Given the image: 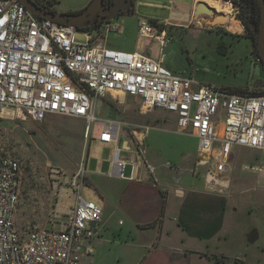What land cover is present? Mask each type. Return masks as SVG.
Returning a JSON list of instances; mask_svg holds the SVG:
<instances>
[{
	"label": "rangeland",
	"instance_id": "1",
	"mask_svg": "<svg viewBox=\"0 0 264 264\" xmlns=\"http://www.w3.org/2000/svg\"><path fill=\"white\" fill-rule=\"evenodd\" d=\"M51 1L57 2L55 7L59 14L78 11L92 2ZM127 1L135 2L137 14L127 12L117 17L116 21L124 28L123 34L99 37L106 46L128 51L126 47L138 43L152 59L158 60L162 55L161 44L139 33L141 24L146 21L153 35L159 34L165 27L169 40L165 48L166 67L175 73L193 76L202 84L231 93H258L264 88V66L257 62V41L247 35L237 17L239 9L232 2L220 0L222 4L230 3L233 7L227 18L223 12H216L206 25L198 26L180 19L177 4L172 5L169 0H114L113 7L107 12L109 17ZM220 15L228 25L215 22ZM158 20L184 22L188 27L167 29L164 24H158ZM233 21L239 24L240 29L235 30L230 26ZM87 30L77 31L78 41H85ZM112 102L110 94L106 99L96 101V117L106 123H122L118 142L121 156L129 159V162L142 157L143 161H139L143 162L142 174L154 180L155 175L149 166L154 167L161 184L149 189L133 184L120 187L114 183L108 191L110 194H105L103 184L111 178L116 144L86 140L84 120L64 116L48 117L42 123L3 120L0 122V147L18 159L22 167L23 184L16 218L21 232L36 228L59 229L60 225L53 222L57 212L61 221L67 222L75 206V196L71 193L74 189L70 183L80 174L84 175L81 195L85 200L97 204L104 215L99 231L105 224L108 227L105 237L96 236L92 240V246L100 241L98 252L81 258L80 264H184L182 259L177 263L167 257L166 248L170 241L166 232L157 251L152 246L145 248V244L159 239L158 225H162L164 219L166 231L173 229L171 218H176L178 222L183 219L198 220L188 218L191 215L221 227L217 226V229H222L224 244L219 246V252L231 253L232 250L243 258L257 247L264 249V151L237 148L234 151L235 161L231 160L229 179L225 176L216 185L208 184L209 167L199 163V141L179 131L174 114L156 109L148 116H141L135 113L141 102L128 97L127 102L119 106L122 110L131 111L133 118L128 119ZM224 115V111H221L219 120L223 121ZM134 123L150 126L145 138L140 139L138 132L129 128V125L136 126ZM126 141L132 142L130 151L124 149ZM147 161L150 162L149 166ZM132 167L129 164L127 177ZM170 197L175 200L176 209L184 207L186 213L182 210L173 212L171 207L166 213ZM156 199L161 204L159 217L153 222L154 226L144 228L141 226L143 223L137 221L127 209L132 206L136 215L144 214L152 210L151 204ZM115 201L122 204V209L121 204L114 208ZM57 206L66 208L65 212L59 211ZM163 209L165 214H162ZM156 216L154 212L151 219L154 220ZM120 221L123 222L121 225ZM226 238L228 240L225 241ZM235 243H238V249H235ZM203 256L214 264L231 262L225 257L212 259L208 255ZM242 258L231 264H247Z\"/></svg>",
	"mask_w": 264,
	"mask_h": 264
},
{
	"label": "built area",
	"instance_id": "2",
	"mask_svg": "<svg viewBox=\"0 0 264 264\" xmlns=\"http://www.w3.org/2000/svg\"><path fill=\"white\" fill-rule=\"evenodd\" d=\"M102 19L99 28L87 30L81 42L77 31L84 27L38 17L20 0H0V122L42 123L51 116L84 120L86 140L116 144L115 174L129 180L139 179L142 157L133 161L127 177L129 163L118 147L122 123H106L95 115L96 101L113 93L140 99L141 115L156 109L175 114L179 131L198 139L199 163L209 167L213 181L221 182L231 171L235 148L264 151V88L255 94L227 92L174 73L164 66L167 56L163 53L154 60L110 48L99 37L122 34L123 26L106 13ZM139 33L166 45V31L153 35L146 21ZM221 111L223 121L219 120ZM130 127L140 139L150 131L149 125ZM83 179L79 174L70 183L75 206L69 220L62 222L58 212L53 217L59 229L21 232L16 218L22 167L0 147V264H80L91 253L86 245L97 236L103 213L81 195Z\"/></svg>",
	"mask_w": 264,
	"mask_h": 264
},
{
	"label": "crops",
	"instance_id": "3",
	"mask_svg": "<svg viewBox=\"0 0 264 264\" xmlns=\"http://www.w3.org/2000/svg\"><path fill=\"white\" fill-rule=\"evenodd\" d=\"M169 1H170V3L172 5L177 4L178 9L180 10V12H179V14L181 15L180 19H186V20L189 21L190 24L196 23L198 26L206 25L208 23L209 18H211V17H207V16L197 17L196 12H197V9H198V6H199L200 3L203 2V3L207 4L209 7L213 8V9H214L213 3L222 4L220 2V0H169ZM87 7H88V5L82 7L78 11L68 12L66 14L81 13ZM137 9H138V6L135 4L134 1H132V5L130 6V10H131L130 12H133L134 14H137ZM115 11H114V13H115ZM215 12H217V11L215 10ZM157 23L158 24L159 23L164 24L167 27V29H170V28L173 29L174 26H177L178 28L180 26L181 27L182 26L188 27V25H186V23H184V22L173 23V22H171L169 20H166V21H159L158 20ZM162 29L165 30V27H163ZM123 31H124V28H123ZM122 34H116V35H122ZM166 35L168 37V33L167 32H166ZM166 39H167V42H166L165 46H163L161 44V42L157 41L162 46L161 52L163 54H165V48L167 47V45L169 43L168 38H166ZM150 40L156 41L154 39H150ZM113 49H115V48H113ZM125 49L128 50V51H125V52H130V53L138 52V53H142L144 55L149 56L148 52L143 51V48L141 46H139L138 43L135 46H131V47L129 46V47H126ZM116 50H118V49H116ZM119 51H122V50H119ZM161 56L162 55H160L159 59L161 58ZM166 62H167V59H166V61H164V66L165 67H166ZM166 68H168V67H166ZM176 74L184 75L182 73H176ZM111 96H112L113 101H114V102H112L114 107L117 108L122 113L123 117L128 118V119H132L133 115H132L130 110H128V109L122 110L119 107L120 105H124L127 102L128 97H130V96L123 95V94H118V93H113V94H111ZM131 98H133L135 100V102H137V101L139 102L140 101V99H138V98H135V97H131ZM139 108H140V106L137 108V111H135V113L138 112V114L141 115L140 112H139ZM148 115H141V116H148ZM129 121L130 120H128V122ZM175 121L177 123L176 115H175ZM135 125L136 126H142V125H138V124H135ZM98 135H99V131H98L96 137H98ZM131 143L132 142L128 143V141L124 142V149L130 148V150H131V146H130ZM237 148H239V147H237ZM237 148H235L234 151H236ZM234 151H233V153L231 155L230 165H231V160L232 159L235 161ZM126 160L128 161L129 164L133 163V160L131 162H129V159H126ZM142 161H143V159H142ZM147 162H148L147 164L149 166L150 162L149 161H147ZM142 165H143V162H141V166ZM149 167L153 168V171H154L153 174L155 175L154 180H153V177H151L149 175L147 176V175L142 174V168H141V173H140L139 179H137V180L120 179L115 174V171H114L115 169H114V166H113V171H112V174L110 175L111 178L108 180V182H105V184H103L104 193L105 194H110L108 191L111 190L110 189L111 185L114 184V183L118 184V186H120V187L123 186V184H126V185L127 184H133V186H137V187H145V188H149V189H155L157 184H161V182H160V180L157 178V176L155 174L154 167H152V166H149ZM231 171H232V166H231ZM231 171L227 175H225L227 177V179H229V176H230L229 174L231 173ZM90 176H92V175H90ZM245 179H248V178H245ZM207 183L208 184L211 183L213 185H216V183H220V182L213 181L207 175ZM161 188H162V185H161ZM162 189H164V188H162ZM115 202H117V201H115ZM117 204L120 205L121 203H119V201H118L115 204V206H114L115 209H117L118 208L117 206H119ZM175 204H176L175 200L172 199V197H170L168 199V206L166 208V213H167V211H169L170 207L172 208L173 212H175V210H178V211L182 210V211H185V213H186V210H184L185 209L184 207H182V209H180V208L176 209ZM151 206H152L151 207L152 210H147V211L144 212V214H139V215H136V212H135V210L133 209L132 206H129L127 210H129V213L131 212V214H133V216L135 217V219L137 221H139L140 223H143V225H141V226L145 228V227L154 226L153 222H155L158 219V217H159L158 210H160V207H161L159 199H156L155 201H153ZM57 208L61 212L62 211L65 212V210H66V208H60L59 206H57ZM120 208L122 209V204L120 205ZM154 212L157 213V216L155 217L154 220H152L151 219V215ZM164 214H165V212H164ZM188 218H196L198 220L183 219L184 221L182 220V221L178 222V221H175L176 218H171V221L174 222V223L171 224V225H173V229L172 230H166V231H165V219H164L163 220V224L162 225H158L160 227V237H159V239L157 238L156 242L155 241H151L150 244L146 243L145 244V248H148V247L152 246V247L156 248V251H157L159 249L160 245H161L160 242L162 241V238H163L162 235L164 234V232H166L167 236H169V241H170L168 247L166 248L167 257L172 259V260H174L177 263L181 262V261H178L179 259L180 260L182 259V262H184V264H214L211 261H208L207 258L205 256H203V255H208L212 259L215 258V257H218V259H220L222 257H225L227 259H230L231 262H233L236 259L242 258V257H240V254H238L237 252H232V250H230V249L229 250L231 251V253H227V252H223V251L219 252L220 251L219 250V246H222V244H224V240H223L224 238L222 236V234H223L222 233V229H217V226L219 228H221L219 225H217L216 223H209L208 224L207 221L201 220L197 216L193 217L191 215ZM119 223L121 225L123 222L120 221ZM107 228H108L107 224L103 225L102 229L100 230L101 232H100L99 231V227H98L97 236L99 238L105 237ZM218 236H220V237H218ZM226 240H228V238H226L225 241ZM92 243H93V241L91 240V241L87 242V245H86L87 249L88 248L91 249V253L88 254L90 256L94 255L96 253V251L98 252V249L101 246L100 241H96V246H94V245L92 246L91 245ZM113 243H116V242L113 241ZM235 244H236L235 249H238V243H235ZM96 248H97V250H96ZM231 249H233V246L231 247ZM111 254L113 256V253H111ZM163 256H166V255H163ZM93 259H94V257H93ZM242 259L246 260L247 264H264V249H263V247H257V250L253 249L251 252L246 253L245 256H243ZM231 262L230 263L227 262L226 264H231Z\"/></svg>",
	"mask_w": 264,
	"mask_h": 264
},
{
	"label": "water",
	"instance_id": "4",
	"mask_svg": "<svg viewBox=\"0 0 264 264\" xmlns=\"http://www.w3.org/2000/svg\"><path fill=\"white\" fill-rule=\"evenodd\" d=\"M261 7V24L259 26V36L257 39V48L264 62V0H258ZM27 9L37 15L38 17L45 18L48 20H52L54 22H58L67 26H74L78 29L83 28L85 26V21L94 20L96 16L101 15L100 22H102V15L105 13V0H92L91 4L86 8V10L82 14H55L49 13L42 9H40L33 0H20ZM129 3L131 1H128ZM132 3V2H131ZM130 6H123L122 8L116 9L115 13L111 18H117L120 15L127 13L130 11ZM197 17L207 16L213 17L216 12L213 8L209 7L205 3H200L197 9Z\"/></svg>",
	"mask_w": 264,
	"mask_h": 264
},
{
	"label": "trees",
	"instance_id": "5",
	"mask_svg": "<svg viewBox=\"0 0 264 264\" xmlns=\"http://www.w3.org/2000/svg\"><path fill=\"white\" fill-rule=\"evenodd\" d=\"M232 2L235 7L239 9L238 19L241 21L243 26L246 29V33L253 41H257L259 36V26L261 24V7L258 0H227ZM47 9L49 13L57 14L56 4L57 2H53L51 0H45ZM114 0H105V8L109 10L113 7ZM108 8V9H107ZM76 14V13H75ZM73 15V14H71ZM99 28V27H98ZM97 28H88V30H95ZM257 59L261 58L259 51L256 50ZM260 64H263V60ZM242 94H255V93H242ZM164 209L162 210V214H164Z\"/></svg>",
	"mask_w": 264,
	"mask_h": 264
},
{
	"label": "flooded vegetation",
	"instance_id": "6",
	"mask_svg": "<svg viewBox=\"0 0 264 264\" xmlns=\"http://www.w3.org/2000/svg\"><path fill=\"white\" fill-rule=\"evenodd\" d=\"M35 3H36V5L40 8V9H42V10H44V11H46V12H48V9H47V5H46V2H45V0H33ZM132 2V1H131ZM129 3L128 1L126 2V4H125V6H129V5H132V3ZM108 9V8H107ZM86 10V9H85ZM84 10V11H85ZM83 11V12H84ZM104 11H105V13L106 14H108L107 12H108V10H106V8H104ZM131 11V10H130ZM129 11V12H130ZM83 12H81V13H77V14H82ZM74 15V14H73ZM100 18H101V15H99V16H96V18L92 21V20H87V21H85V26H84V28H98L99 26H100Z\"/></svg>",
	"mask_w": 264,
	"mask_h": 264
},
{
	"label": "bare ground",
	"instance_id": "7",
	"mask_svg": "<svg viewBox=\"0 0 264 264\" xmlns=\"http://www.w3.org/2000/svg\"><path fill=\"white\" fill-rule=\"evenodd\" d=\"M213 6H214V9L217 12H223L226 18L230 15L231 11L233 10V7H232V5L230 3H225V4L213 3ZM216 22L217 23H222V24L228 25L226 22H223L222 21V16L221 15H220L219 19L216 20ZM230 26L233 29H235V30L240 29L239 24L236 21H233L230 24Z\"/></svg>",
	"mask_w": 264,
	"mask_h": 264
}]
</instances>
